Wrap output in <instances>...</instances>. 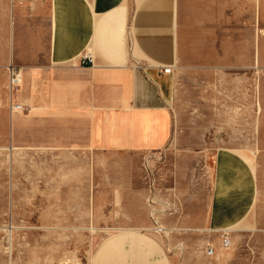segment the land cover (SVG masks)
<instances>
[{
    "label": "crops",
    "instance_id": "crops-1",
    "mask_svg": "<svg viewBox=\"0 0 264 264\" xmlns=\"http://www.w3.org/2000/svg\"><path fill=\"white\" fill-rule=\"evenodd\" d=\"M10 65L22 76L12 92ZM179 70L256 76L264 105V0H0V151L25 158L28 204L79 206L80 214L57 219L28 211V222L39 221L33 231L107 237L90 264H170L144 233L175 230L157 219L166 201L153 177L141 193L143 216L116 217L136 212L140 192L132 182L112 180L111 189L99 190V154L168 146ZM258 141L264 150V120ZM236 153L216 154L210 207L198 224H206L203 231L224 233L251 210L262 168ZM213 248L209 257L218 256Z\"/></svg>",
    "mask_w": 264,
    "mask_h": 264
},
{
    "label": "rangeland",
    "instance_id": "rangeland-1",
    "mask_svg": "<svg viewBox=\"0 0 264 264\" xmlns=\"http://www.w3.org/2000/svg\"><path fill=\"white\" fill-rule=\"evenodd\" d=\"M176 74L173 101L168 106L174 120L168 146L150 154L100 153L98 189H111V180L132 182L140 192L133 200L136 212L117 211L114 215L142 217L141 193L150 183L147 176L153 177L156 195L166 201L157 206V219L164 227L175 230L167 234L144 233L152 235L170 264H264V150L258 141L264 105L258 92L259 78L185 76L180 70ZM226 149L236 151L253 169L254 164L261 165L262 170L248 216L238 226L223 231L230 242L224 250L219 247L222 233L203 231L206 224H198L210 207L216 154ZM26 176L25 158H12L0 151V264H90L108 238L33 231L40 227L37 218L43 212L47 218L55 219L80 213L77 205L28 204ZM101 208L121 210L119 205ZM28 211L38 217L28 222ZM211 244L217 257L205 254L206 246ZM122 259L119 256L116 261ZM131 262L137 264V260Z\"/></svg>",
    "mask_w": 264,
    "mask_h": 264
},
{
    "label": "built area",
    "instance_id": "built-area-1",
    "mask_svg": "<svg viewBox=\"0 0 264 264\" xmlns=\"http://www.w3.org/2000/svg\"><path fill=\"white\" fill-rule=\"evenodd\" d=\"M86 59H87V61L90 62V60H88V58H86ZM164 73H170V69L164 70ZM21 80H22V76H21L20 70L18 68L13 67L12 65H10L8 67V81H9L10 92L16 90L20 86ZM11 108L16 109V110L21 109V107L17 104H14ZM220 240H221L220 248L221 249H228L230 242H229V238H228L227 233H225V232L222 233L220 235ZM213 253H214L213 246L208 245L206 247V254L208 256H211V255H213Z\"/></svg>",
    "mask_w": 264,
    "mask_h": 264
}]
</instances>
